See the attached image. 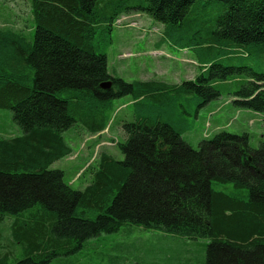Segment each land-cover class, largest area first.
<instances>
[{
  "label": "trees",
  "instance_id": "trees-1",
  "mask_svg": "<svg viewBox=\"0 0 264 264\" xmlns=\"http://www.w3.org/2000/svg\"><path fill=\"white\" fill-rule=\"evenodd\" d=\"M29 3L35 28H0V110L18 128L0 136V264H68L123 226L208 239L206 264H264V144L222 132L195 149L182 138L228 82L240 87L237 107L264 114V74L247 65L264 57V0ZM131 13L163 25V43L196 53L195 81L109 74L105 48ZM124 96V159L100 153L88 186L73 189L52 169L73 152L64 133L101 134Z\"/></svg>",
  "mask_w": 264,
  "mask_h": 264
},
{
  "label": "rangeland",
  "instance_id": "rangeland-1",
  "mask_svg": "<svg viewBox=\"0 0 264 264\" xmlns=\"http://www.w3.org/2000/svg\"><path fill=\"white\" fill-rule=\"evenodd\" d=\"M0 28L25 33L35 28L29 0H0ZM163 29V25L141 13L122 16L115 24L112 43L105 48L109 74L128 83L155 80L182 84L195 81L200 74L196 53L190 49H179L168 42L163 43ZM231 65L237 66V63ZM247 65L256 73L264 74V57L258 64L248 62ZM233 82L227 83L220 98L200 109L199 118L192 129L182 135L195 149L222 132L249 134L254 149L264 144V114L234 104L236 98L231 93L240 87ZM114 104L115 112L110 126L101 134L91 135L80 126H74L64 133L73 152L71 156L56 162L52 169L63 171L65 183L75 190L83 191L88 186L91 176L85 169L95 165L100 153L108 152L118 160L124 159L118 145L125 139L122 122L132 118L131 98L121 97ZM17 129L10 112L0 110V136H14L18 133ZM209 243L208 239L188 240L123 226L116 233L89 241L84 249L70 255L67 261L68 264H206Z\"/></svg>",
  "mask_w": 264,
  "mask_h": 264
},
{
  "label": "water",
  "instance_id": "water-1",
  "mask_svg": "<svg viewBox=\"0 0 264 264\" xmlns=\"http://www.w3.org/2000/svg\"><path fill=\"white\" fill-rule=\"evenodd\" d=\"M104 90H109L111 88V82H107L101 86Z\"/></svg>",
  "mask_w": 264,
  "mask_h": 264
}]
</instances>
